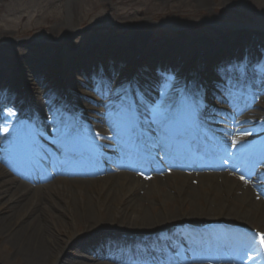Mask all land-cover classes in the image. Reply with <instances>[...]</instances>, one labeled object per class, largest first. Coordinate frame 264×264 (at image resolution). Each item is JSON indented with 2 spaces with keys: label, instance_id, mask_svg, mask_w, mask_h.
<instances>
[{
  "label": "bare ground",
  "instance_id": "6f19581e",
  "mask_svg": "<svg viewBox=\"0 0 264 264\" xmlns=\"http://www.w3.org/2000/svg\"><path fill=\"white\" fill-rule=\"evenodd\" d=\"M182 1L188 4L193 3L199 8L208 5V0ZM222 1L227 3L234 0ZM68 19L71 20L70 15ZM69 20L68 29L60 39H64L74 31ZM247 30L245 28L236 34L235 41L227 42L230 44L228 46L225 45V40H216L215 36H210V42L203 44L197 41L192 42L189 50L179 49L177 44L166 42L163 48H157L153 43L145 40L139 58L147 61L144 67L147 69L146 72L152 75L161 76L162 69L169 70V72L176 71L177 74L169 83L172 85L168 89L170 94L178 96L179 89L194 94V81H200L198 74L208 77L207 72L214 70V65L213 67L208 66L204 60L213 57L216 53L214 49L233 48L236 42L247 35ZM125 43L116 42L115 51L119 54L122 51L126 52ZM253 43L256 45L252 48L255 51L264 50V43L261 41L254 40ZM198 44L200 46L197 47ZM197 48L199 54L196 55ZM240 51L231 50L228 53L236 55L241 53ZM108 54L110 53H106ZM34 59L30 61L36 62L35 65L29 66L27 63H21L16 68H12L10 77L13 78L14 87L11 92L7 91L5 95L0 94V111L7 113L11 110L15 113L12 117H15L21 107L24 108L21 101L22 94L20 95L16 90L20 84L16 75H19L21 80L26 78L27 81L32 82L39 77L44 78V75L40 73L42 70L40 62ZM77 65L76 69L79 72L85 73L89 70L86 62ZM9 68L11 66L6 65L4 69L6 81ZM118 68L114 67V70L110 68L106 73L111 76ZM131 68L135 71H130ZM126 69L129 70L127 71L128 79L134 80V88L143 86L142 76L144 75L141 72L137 73L136 65L128 64ZM186 70L193 72L191 73L193 78L185 81L182 80V74ZM68 74V71L62 72L59 79L63 81L62 84L65 83L63 87L65 91L72 95L73 91L67 83L71 78ZM122 74L121 71L118 79L122 78ZM103 81L107 86L111 83L110 79ZM151 87L159 90L155 82H151ZM34 90L29 88V92L26 93L27 99H25L28 101L29 108L33 105ZM145 97L150 98L149 95ZM195 97L198 96L195 94ZM71 100L73 107L84 109L78 99L72 97ZM227 101H230L229 98ZM30 112L32 115V111ZM85 116L87 115L84 114ZM257 118L262 119L263 115L259 114ZM117 120V115H113L105 108L98 113L96 118L98 124L91 123L89 127H76L75 132L78 135H75L69 144L70 154L75 155L80 152L74 145L76 140L82 141L85 148H91L96 146L95 136L97 134L99 137L107 136L112 139L121 136L124 131L116 127ZM13 122L8 120L7 132L0 128V145L5 148L0 151V163H4L9 169L21 174V178L28 183L14 179L6 180L8 175L4 172L0 177L1 259L13 260L18 264H115L117 262L122 264L117 259L122 251L135 252L138 246L151 245L167 239L180 242L184 253L200 254L199 246L202 243L206 244L205 242H212L221 262L226 259L222 257L220 250L228 246L232 254L231 261L241 264H264V247L253 236L256 226L262 228L264 233V191L261 190L260 185L264 177H258L255 174L256 182L248 187L238 182L239 178L234 177L228 171L232 168L252 170L258 162L264 164V149H258L257 152L252 153L245 144L242 145L243 147H238L230 143L231 138L238 140L240 134L244 132L243 129L232 125L229 128L222 127L223 135L217 137L220 140L217 144H221V150H218L213 142H202L204 156L201 162L194 163L193 166L196 168L214 167L216 163L212 162L211 158H215L214 155L219 153L221 160L218 166L221 170L178 172L169 170L166 165L163 168V174L146 178L142 176V168L135 165L144 162L139 159L137 162L122 164L124 169L133 172L121 171L114 163L105 169L91 168L86 172L85 170L56 171L49 182L38 185L37 182L41 179V175L31 174L28 170L30 163L28 164V161L24 159L18 161L14 152L9 149L13 137L19 136V145L25 141L32 144L28 150L29 156H43L61 165L64 161L58 158H61L63 154L60 151L57 157L42 143L43 140L49 139L50 130L40 133L39 136L36 135L34 133L37 128L36 121L30 126ZM261 126L263 127L264 124L262 123ZM60 130L62 129H59L56 142L60 148H63L67 144ZM159 132L158 125L153 124L146 134L150 138ZM29 134H33L32 140L28 138ZM170 144V140L163 142L165 151H170L167 147V145L171 146ZM249 144L253 145L252 142H248ZM153 166L156 167V165ZM177 167H182V164L178 163ZM70 172L79 174H69ZM164 186H167L168 190H164ZM48 194L59 198L58 203L48 200ZM45 199L49 201V204L51 203L49 208L44 202ZM156 206L162 208L160 212L156 211ZM209 217H211L210 222L216 223L213 228L203 230L200 226L207 223L203 220ZM105 227H108L111 235H120L126 239L117 240L108 237L103 231ZM230 227L236 230L232 232ZM84 236L89 237L88 242L87 240L83 242ZM78 239L81 242H78L74 251L67 252L71 246L76 245L75 241ZM209 239L211 241H208ZM207 255L193 256L192 260L193 262L209 261L211 263L218 261L217 257L210 260Z\"/></svg>",
  "mask_w": 264,
  "mask_h": 264
},
{
  "label": "rangeland",
  "instance_id": "374dc122",
  "mask_svg": "<svg viewBox=\"0 0 264 264\" xmlns=\"http://www.w3.org/2000/svg\"><path fill=\"white\" fill-rule=\"evenodd\" d=\"M69 15L71 20L68 19ZM68 20L74 31L65 36L64 39H60L68 29ZM245 28L248 29L245 39L235 43L234 49L217 50L211 59L204 60L208 66L214 65L215 69L226 70L229 68L230 56L228 52L231 50L253 51L250 47H256L253 43L254 40L264 43V0H234L227 3L222 0H208V5L203 8L182 0H0V91L6 89L3 93L5 95L7 89L11 91L14 87L13 78L10 77L12 68H16L21 63H27L29 66L35 65L36 62L30 61V59L35 58L34 60L40 62L42 67L40 73L44 75V78L39 77L33 82L24 78L22 82L24 86H21V89L22 91H28L29 88L35 89L32 113L34 114V122L36 121L37 124L36 133L46 132L50 128L56 133L59 127L57 124H61L66 111L70 118H73L74 115L77 116L76 107H71L72 109L69 107L73 102L72 97L80 101L84 110L87 109V116L84 117L87 122H94V118L97 117V110L102 109V104L106 99L99 95L95 89L92 91L91 85L87 84L86 79L94 77L98 80L97 82H100L99 77L101 78L105 74L103 72L106 69L110 70V68L114 70V67H119L115 69V75L119 76L121 71L126 75V66L132 63L136 65L137 70L144 73L146 70L144 63L147 61L140 59L139 55L145 40L150 41L157 48H163L166 42L177 44L179 49L189 50L192 42L208 43L210 42L209 37L215 36L216 40H225V45L228 46L230 44L227 42H234L236 34ZM119 41L126 42V52L122 51L119 54L115 51V43ZM198 46L200 45L198 44ZM106 53L110 54L106 55ZM196 54H199L198 48ZM248 55L255 59L253 60L254 63L248 61L250 69L258 60L264 63V50L262 52L257 50ZM240 59L238 57L231 65L240 63ZM82 62L88 63L89 69H94L93 75L89 78L88 74H81L76 69L78 68L77 63ZM6 65L11 66L8 70L7 81L4 78ZM99 70H101L100 73H98ZM66 71L71 77L67 83L73 91L72 95L67 93L65 95L63 89L65 83L62 84L63 81L61 82L59 79L61 73ZM171 73L177 74L174 70ZM191 73L193 72L186 70L183 75L184 79L192 78L193 74ZM145 75L155 80L151 74ZM257 78L253 72H249L250 80ZM143 80L147 82V79ZM208 81L212 84L206 85V95L211 94V97H215L213 91L218 92L222 97L228 91L233 96L240 94L241 100L257 99L254 97L257 88L252 87L251 93L239 86L229 88L225 77L218 75L208 76ZM260 85L263 87L264 83H260ZM116 87L117 85L114 86V92H116ZM17 90L19 91V89ZM205 101L207 111L204 113L220 117L217 106L218 104H225L223 98L218 101L217 98L209 100L206 97ZM209 102L212 107L209 106ZM49 104L51 107L59 104L57 107L59 111L53 109L54 112L49 113L50 108L47 110ZM61 107L62 109H60ZM112 108L111 106L110 110ZM256 109L264 115V102L259 104ZM84 110H79V112L84 114ZM225 110L226 114L228 113L230 117H233L232 120L237 122L239 118L248 115V113L249 116L253 115L250 112L255 110V107L246 106L238 115L233 108L225 107ZM9 120L29 123V120L19 119L18 116L11 117ZM225 123L227 126V122ZM219 133L220 130L217 131V134ZM100 140L113 144V141L107 138ZM45 143L50 146V143ZM110 150L113 151L114 149L110 148ZM256 167L257 174H264V167L260 163ZM5 171L9 175L5 178L6 180H20L4 165H0V177ZM45 173L48 174L49 172L46 171ZM151 173L148 171L145 176H149ZM234 174L239 176L237 173ZM250 177H253V172L244 179L248 185ZM45 182L47 181L39 183ZM149 182L151 183V181ZM164 190H168L167 186H164ZM58 199L56 196L48 194V200L58 203ZM48 200H44L47 208L51 206ZM161 209L160 206H156L157 212H160ZM210 218L203 221L209 222ZM256 229L263 231L257 226ZM78 230L81 231V229ZM103 231L110 238L126 239L120 235H111L108 232V227H105ZM84 237L83 242L86 240L88 242L89 237ZM78 242L81 241L79 239L75 241L76 245L71 246L67 252L74 251ZM0 264L18 263L0 258Z\"/></svg>",
  "mask_w": 264,
  "mask_h": 264
},
{
  "label": "snow or ice",
  "instance_id": "6c2138e0",
  "mask_svg": "<svg viewBox=\"0 0 264 264\" xmlns=\"http://www.w3.org/2000/svg\"><path fill=\"white\" fill-rule=\"evenodd\" d=\"M250 71L258 78L250 80ZM170 79L173 78L165 77L164 81L158 84L159 98L156 100L146 98L139 88L134 89L131 85L118 89L116 91L118 101H114L118 109L116 127L129 135H135L137 140L145 135L153 124L158 125L164 134L174 129L187 131L193 128L200 104L195 98V94L184 89L178 90V96L170 94L168 91L172 87L168 83ZM225 79L229 88L239 86L251 93L254 83H264V63L258 60L251 69L247 61L231 65L226 69ZM254 95H258V93ZM14 115L15 113L11 110H8L7 113L0 111V128L4 132L8 131L6 125L9 118ZM60 134L69 142L75 135H78L70 127L60 130ZM97 138H100L99 134H97ZM232 143L235 145L236 141L233 140ZM20 147L22 151H27L30 150L32 144L25 141ZM258 237L261 246L264 247V234H258ZM117 259L122 264H183L184 249L180 242L166 239L151 245L138 246L135 252L122 251Z\"/></svg>",
  "mask_w": 264,
  "mask_h": 264
}]
</instances>
